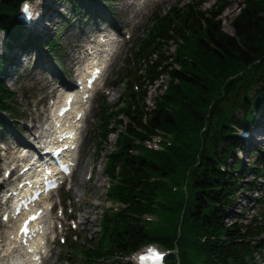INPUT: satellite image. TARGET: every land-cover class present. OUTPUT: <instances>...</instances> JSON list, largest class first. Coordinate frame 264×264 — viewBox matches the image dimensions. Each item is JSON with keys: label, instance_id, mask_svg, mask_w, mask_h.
Segmentation results:
<instances>
[{"label": "trees", "instance_id": "trees-1", "mask_svg": "<svg viewBox=\"0 0 264 264\" xmlns=\"http://www.w3.org/2000/svg\"><path fill=\"white\" fill-rule=\"evenodd\" d=\"M21 1L0 0V32L20 43L24 28L17 12ZM71 1L79 16L88 14L89 0ZM223 5L218 2L202 13L190 4L182 9L171 6L166 13H155L147 36L135 41L137 64L120 77L129 76L120 98L124 104L118 109L129 122L123 132L117 131V146L104 167L105 173L118 174L119 179L108 194L126 207L106 218L110 224L104 226L98 247L124 255L157 240L172 250L176 246L180 253L178 260V253H172L166 264H256L254 256L262 257L264 183L255 197L258 208L251 215L245 211L250 205L246 191L251 194L253 179L264 175V147L251 141V129L264 117V0H244L230 33L216 18ZM169 40H176L174 54L164 51L162 42ZM45 41L40 43L50 49L56 46L54 36ZM169 58L179 69L168 67ZM163 71L170 76L168 92L162 101L155 99V108L146 110L148 84ZM132 81L140 90H133ZM10 96L13 90L0 79V109L12 113L14 109L4 103ZM106 103L99 113L97 147L107 141L117 111L108 112ZM155 129L172 135L171 144L163 150L140 143ZM238 152L248 158L239 157ZM247 174L253 178L244 181ZM153 195L158 197L156 214L162 222L145 230L138 214L148 209L142 200L149 197L151 201ZM239 200L243 204L237 212ZM168 212L175 215L165 217ZM233 212L234 218L227 222ZM178 224L180 236L175 232ZM84 251L81 264L91 262L85 256L103 255L101 249Z\"/></svg>", "mask_w": 264, "mask_h": 264}, {"label": "rangeland", "instance_id": "rangeland-1", "mask_svg": "<svg viewBox=\"0 0 264 264\" xmlns=\"http://www.w3.org/2000/svg\"><path fill=\"white\" fill-rule=\"evenodd\" d=\"M31 2L35 6L36 12H39L40 22L33 26L32 18V26H29L30 20L21 17L22 4L19 5V12L17 14L22 22H24L21 43L17 41L12 42L3 32H0V57H2L0 61V79L4 81L9 90H13V97L10 96L9 99H5L4 103L14 109L12 113L7 109H0V177L8 162H15L17 160L12 146L19 144V139L17 138L19 133L22 139H26L24 132L26 130L24 129H27L30 123H32L31 117H34V119L42 117L43 121L48 117L47 95L59 94V92L63 91L60 83L59 90L50 93V89L57 86L58 80L65 78L69 72V75H73L76 68H82L80 63H82L83 58L78 55L82 42V39L79 37L82 35L80 33L83 31H87V33L95 31L97 24H99V27H105L106 30L104 31H114L118 35L121 34V31L123 33L126 32V36L119 37V41L115 42L117 46L113 59L105 74V78L98 83V87L101 90H96L92 94L89 103L84 106L87 108V116L80 122V125H82L80 134L82 135L76 168L67 182L52 194L54 208L49 214L51 215L52 213V215H56L61 219V216H59L61 211L57 207V204L62 205V210L65 211L63 220L66 221L70 217H74L73 225L76 226V229H73L72 226L66 223L63 228L59 227L58 230L60 231L56 230L54 232V236L56 235L55 241H52L47 246L46 251L50 248L51 255L49 259H46V264H81L83 259L80 257L83 255L81 251L85 252V248L90 249L92 251L90 253H94L96 249H101L103 255L85 256V259L91 262L84 264H117L118 261L125 262V264H136L134 256L132 257L130 252L124 255L119 252L112 253L111 249H107L106 247L100 248L97 243L104 236V226L110 224L106 218L113 215V209L109 207L110 201L108 200L114 201L115 198L110 196L108 192L112 187L117 185L116 183H119L118 174L111 176L107 172H104V167L107 166L108 156L113 153L114 148L117 146V131L123 132L124 125L129 122V117L123 112L118 111L124 104V101L122 99L120 101L119 97L125 89L123 83L128 80L129 76L120 77L123 74L126 75L129 72V68L133 67V64H137L136 57L133 54L136 49L135 41L137 38H145L147 36L155 13H166L171 6H174L176 9H182L187 4H190L198 13H202L214 7L218 2H222L224 3L223 8L216 15V18L219 20L223 30L230 33L232 32L231 22L239 14L240 8L244 6V0H89L86 6L88 14L82 16H79L72 9L73 3L71 0H31ZM111 25H114L116 28L113 29ZM27 36L29 42L27 41ZM52 36H54L56 42L54 48L50 49L48 46H43L40 43L41 41L46 42L45 40H49ZM4 42L5 47L3 48ZM71 43H73V47H70ZM162 43L165 44L163 45L164 51L174 54L176 40ZM74 57L77 62H74L68 68L70 59L74 61ZM168 64L169 68L179 69L180 67L171 58H169ZM48 67L56 74V81L53 80L48 83L42 76L41 73L52 77V75H49ZM169 79L170 76L167 72L163 71L160 73L158 80L154 81L153 84H148L145 98L146 110L155 108V99L162 101V95L166 94L169 89ZM104 102H107L108 112H111L110 109L117 111L116 114L112 115L113 120L110 125L112 130L109 132L107 141L101 147H97L99 146L97 138L99 129L97 125L100 122L99 113L103 110L102 105ZM114 119L122 121V125L119 122H115ZM142 119L145 122L146 114L142 116ZM259 123H262L259 128L255 127L254 130L253 128L251 129V136L253 143L258 141V144L264 147V117ZM135 130L139 131L142 128L135 127ZM162 131L161 129H155L153 132L162 133ZM138 139L136 140L137 143L140 141ZM8 146L10 149L7 148ZM1 152H4V155H1L3 154ZM237 155L248 158L245 154L239 152ZM89 175L90 177H88ZM252 178L253 175L247 174L244 177V181L251 180ZM253 181L259 184L253 183L255 188L251 190V194L246 191V195L250 201V205L248 204L249 209L245 211L247 215L253 214L256 208H258L259 202H255V197L259 196L261 183H264V175H257ZM169 188L173 192H178V190ZM157 198L156 195H153L151 201L149 197L142 200L148 209L141 211L138 216L144 222L142 226L145 230L155 227L162 222L159 217L156 220V216L158 215L156 214L158 210ZM238 202L235 205L237 212L243 204L242 200ZM184 206L185 202L182 207ZM124 209L125 207L117 212H124ZM69 213L72 215H69ZM171 213H173V216L175 215L174 212H168L165 217L167 215L171 216ZM235 213L233 212L230 215L231 217H227L228 221H226L230 222L234 218ZM122 216H117V219H120ZM53 217L52 219H54ZM179 221L182 222V218ZM4 228L5 226L1 224L0 232ZM175 232L180 236L181 230L179 224ZM60 235L65 238L64 243L59 239ZM87 240H91V242ZM72 242L78 245L74 246ZM149 242L153 243L145 242L143 245L146 243L145 246L155 245L157 243L160 248L165 249L157 240ZM75 247L78 249L77 252L73 251ZM262 250V257L258 255L254 256L256 264H264V249ZM173 251L178 253L175 257V260H178L180 253L179 251L177 252L176 246ZM171 254L169 253L168 258Z\"/></svg>", "mask_w": 264, "mask_h": 264}, {"label": "bare ground", "instance_id": "bare-ground-1", "mask_svg": "<svg viewBox=\"0 0 264 264\" xmlns=\"http://www.w3.org/2000/svg\"><path fill=\"white\" fill-rule=\"evenodd\" d=\"M31 8H34L35 9V6H31ZM36 10V9H35ZM94 20V19H93ZM40 22V15H39V12L36 14V16L33 17V26L39 24ZM98 22V21H97ZM90 24V23H89ZM96 24V23H95ZM97 27L95 28V31L93 32H88L87 31H83L81 32L79 37L82 39V42H81V46L78 50V53L86 56L88 59H93L96 55H98L97 57L98 58H95L94 60H92V67L93 69H98V66L100 65L101 67V63L103 62V58H105L108 54L106 53V55H104V52L108 49V48H105L104 45L106 44L107 47L109 46H113L114 42H115V34L116 32H111V31H104L106 30L105 27H99V24L96 25ZM111 27L113 29H115L116 27L114 25H111ZM104 31V32H103ZM79 34V33H78ZM102 34H105V35H110L111 37L109 38L108 41L106 40H100V36ZM76 44H77V41H76ZM76 46V45H75ZM5 47V43H3V48ZM70 47H73V43L70 44ZM78 48V47H77ZM29 49V48H28ZM3 50V49H2ZM75 50V49H74ZM30 51V50H29ZM89 51H91L89 53ZM115 52V51H114ZM96 54L94 57L92 54ZM27 54V53H26ZM105 56V57H102V56ZM44 57V56H43ZM67 57V56H66ZM70 58V57H69ZM75 59V58H74ZM110 59V58H108ZM47 61V60H46ZM82 61V60H81ZM42 63V62H41ZM81 64V63H80ZM75 65V64H74ZM88 65V64H87ZM107 68V67H106ZM106 68H105V71H106ZM38 69V68H37ZM48 72H49V75H52V77L48 76V75H43L42 76L44 77V79H46L47 81L46 82H51L53 80H57V76L55 73H53V70L48 67ZM104 71V72H105ZM39 73V72H38ZM85 72H83L84 74ZM60 74V73H59ZM32 75V74H31ZM36 76V75H35ZM39 76V74H38ZM32 80V79H31ZM39 80V78H38ZM60 83L62 84L63 83V80L61 79ZM83 86V85H82ZM58 87L59 85L57 86H54L53 88L50 89V93L53 92V91H56L58 90ZM61 94V93H60ZM80 94H77V96H79ZM71 96L73 95H70L68 97V99L71 98ZM56 98L59 97V95H56L55 96ZM68 103V102H67ZM85 104V103H84ZM84 106V105H83ZM84 110V108H82ZM79 110L77 111H73L74 114L72 115H69L68 112L66 111V115L67 116H70V117H74L77 113H78ZM59 114H56L55 116L58 117ZM84 115H85V111H84ZM31 120H32V123H30L29 127L27 129H24L26 131L25 132V137L26 139H29L30 141H32L34 143V145L36 146V149H35V153H36V160L34 162L35 165H38L39 163V148H38V134L37 133H41L42 130H43V120H42V117H39V119H34V117H31ZM74 121V120H73ZM76 124H80V121L76 122ZM75 124H72L70 126H74ZM68 130V129H67ZM12 132V131H11ZM28 132V133H27ZM37 132V133H36ZM18 136V135H17ZM21 137L20 136V133H19V136L17 138ZM26 139H22V142L23 143H26L27 146H24V145H21V144H14L12 147H13V152L15 153H19L20 152V149L21 148H28V149H31L30 148V144H29V141L26 140ZM31 143V142H30ZM7 148L10 149V147L8 146ZM3 185V184H2ZM28 192V191H27ZM48 203V202H47ZM47 203H44V206L47 207ZM1 216V214H0ZM45 220L48 222V231L49 229L51 228V224L49 223L50 220L47 219V215L45 217ZM12 224H10V228H13L14 227V224L13 222H11ZM38 226V223H34L33 227L31 228V230L29 231V234H35L37 236H40L41 233L40 231L36 228ZM47 232V231H46ZM46 232H44L39 239H37L35 241V246H33L34 248H39L40 247V242L41 240H43L44 238V235L46 234ZM11 234V232H9V235ZM26 238H22V241H25ZM12 257H13V253L10 254Z\"/></svg>", "mask_w": 264, "mask_h": 264}, {"label": "clouds", "instance_id": "clouds-1", "mask_svg": "<svg viewBox=\"0 0 264 264\" xmlns=\"http://www.w3.org/2000/svg\"><path fill=\"white\" fill-rule=\"evenodd\" d=\"M26 7L29 10V12L25 11ZM21 11L24 13V17H25L26 20H31L33 18V14H32V11H31V6L28 3V0H25V2L22 4Z\"/></svg>", "mask_w": 264, "mask_h": 264}, {"label": "snow or ice", "instance_id": "snow-or-ice-1", "mask_svg": "<svg viewBox=\"0 0 264 264\" xmlns=\"http://www.w3.org/2000/svg\"><path fill=\"white\" fill-rule=\"evenodd\" d=\"M25 11H26V12H29V10L27 9V7L25 8ZM17 211H18V209H17ZM27 231H28V229H27V222H26L25 226L22 227L21 232H23V233L26 234Z\"/></svg>", "mask_w": 264, "mask_h": 264}]
</instances>
